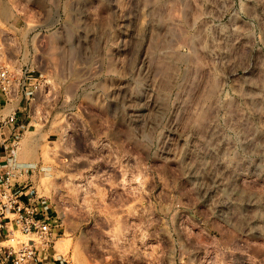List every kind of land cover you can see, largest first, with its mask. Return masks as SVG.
<instances>
[{
    "label": "rangeland",
    "instance_id": "obj_1",
    "mask_svg": "<svg viewBox=\"0 0 264 264\" xmlns=\"http://www.w3.org/2000/svg\"><path fill=\"white\" fill-rule=\"evenodd\" d=\"M0 64L43 264H264V0H0Z\"/></svg>",
    "mask_w": 264,
    "mask_h": 264
},
{
    "label": "built area",
    "instance_id": "obj_2",
    "mask_svg": "<svg viewBox=\"0 0 264 264\" xmlns=\"http://www.w3.org/2000/svg\"><path fill=\"white\" fill-rule=\"evenodd\" d=\"M41 88L34 69L0 64V94L5 98L0 110V264H43L41 254L55 244L61 230L53 204L31 194L21 180L32 168L25 169L16 156L30 125L20 115L27 114ZM13 224L25 241L17 239Z\"/></svg>",
    "mask_w": 264,
    "mask_h": 264
},
{
    "label": "crops",
    "instance_id": "obj_3",
    "mask_svg": "<svg viewBox=\"0 0 264 264\" xmlns=\"http://www.w3.org/2000/svg\"><path fill=\"white\" fill-rule=\"evenodd\" d=\"M4 102H5V98L0 94V110L2 109V106H3ZM23 117H24L23 115H20V120H22ZM25 132H26V131H25ZM25 132H24V133H25ZM24 133H23V136H22V140H21V141H23V139H24V137H25V134H24ZM0 139H1V138H0ZM16 156H17V154H16ZM32 157H33V156H32ZM32 157H31V158H32ZM31 158H30V159H31ZM24 161H26V160H23V159H22V162L20 161L21 163H19V164H20L21 166H23V167H25V165L23 164ZM31 181H32V180L29 179L28 182H27V184H30ZM27 186H28V185H27ZM51 264H63V262H60V261L55 260V262H54V263H51Z\"/></svg>",
    "mask_w": 264,
    "mask_h": 264
},
{
    "label": "bare ground",
    "instance_id": "obj_4",
    "mask_svg": "<svg viewBox=\"0 0 264 264\" xmlns=\"http://www.w3.org/2000/svg\"><path fill=\"white\" fill-rule=\"evenodd\" d=\"M3 14H6L7 13V11L5 10V9H3ZM7 15V14H6ZM22 142V141H21ZM62 219V218H61ZM57 242V241H56ZM54 251H55V247H54Z\"/></svg>",
    "mask_w": 264,
    "mask_h": 264
}]
</instances>
